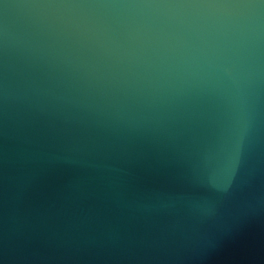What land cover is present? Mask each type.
<instances>
[{"label": "water", "instance_id": "95a60500", "mask_svg": "<svg viewBox=\"0 0 264 264\" xmlns=\"http://www.w3.org/2000/svg\"><path fill=\"white\" fill-rule=\"evenodd\" d=\"M0 264H264V0H0Z\"/></svg>", "mask_w": 264, "mask_h": 264}]
</instances>
